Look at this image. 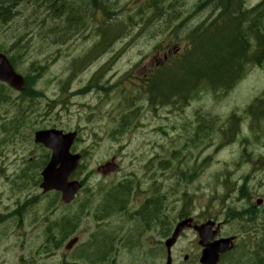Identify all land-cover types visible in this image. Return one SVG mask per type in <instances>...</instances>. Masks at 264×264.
<instances>
[{
	"label": "rangeland",
	"instance_id": "obj_1",
	"mask_svg": "<svg viewBox=\"0 0 264 264\" xmlns=\"http://www.w3.org/2000/svg\"><path fill=\"white\" fill-rule=\"evenodd\" d=\"M46 1L56 4L63 14L54 17L50 11L46 12ZM46 1L29 0L27 6L18 7L0 25V45L8 48L14 55L21 74L32 75V69L38 65H47L35 83V89L42 90L46 98L24 99L18 93L7 89L12 97L6 103L0 101V150L5 151L4 156L0 157V212L20 210L15 216L17 222L0 238V248L8 243L10 237L18 238L17 234L33 239L35 246L30 254L24 248L16 249L28 240L18 243L13 239L16 247L13 246L12 258L9 257L10 251H0V264H28L31 259L33 264H103L109 258L130 264L129 247L135 243L133 233L149 229L143 225L146 219H142V216L137 218L132 212L148 196L155 194L163 196L164 213L168 217L165 221L166 229L167 226L173 227L185 202L191 216L198 219L211 216L222 221L224 234L237 233L238 229L243 231L238 236V246L248 245L247 238L253 245H264V134L261 132L264 130V120L259 123V131L252 132L249 129L250 116L242 113L243 108L264 91V64L251 66L230 92L215 94L207 90L192 99L187 107H180L179 111H172L165 106H156L153 109L145 95H140L137 99L135 95L141 91L139 77L148 70L147 60L154 53V47L163 42L160 41L161 36L152 37L136 24L130 31L117 33L109 42L106 52L94 59L93 55L80 67L73 66L75 60H83L85 53L97 43L98 37L94 29L109 24L102 21V12L96 16L93 8L87 6L84 0H61L59 3L58 0ZM82 1L86 6L81 7ZM108 1L110 3L107 9H110L111 4L117 3L120 6L126 0ZM178 1L175 14L182 22L181 29L197 26L208 18L209 9L198 12L195 8L196 3L202 0ZM68 2H73L78 8L69 9ZM242 2L249 7L255 6L260 0ZM116 13L112 19L114 23L129 17L123 7ZM69 15L75 20L68 31L51 32L50 29H56L60 21L66 24ZM95 16L96 23L89 31L82 33V18L91 25ZM128 22L130 20L126 21ZM78 28L75 34L73 31ZM128 28L130 29L129 23ZM121 34L126 37L119 38ZM136 34L138 37L133 38ZM15 42L17 47L13 48ZM180 42L183 47L184 43ZM114 55L117 57L109 70L103 76L102 73L99 74V78L94 75ZM152 56L153 59L154 54ZM74 69L76 77L68 79L67 76ZM117 80L118 88L132 89L130 105L126 104L123 95L118 96L114 92L109 94V89L99 88L106 81L112 84ZM86 85L90 88L81 91ZM131 110H135V113L130 126L123 133L117 134L114 131L117 114ZM234 112L241 116L236 123L237 134L233 138H225L222 133L229 125H225L224 121ZM207 115L218 117L221 123H217L210 130L207 138L198 142L194 134L197 120L201 117L203 121ZM13 117H16L15 123L6 124ZM50 127L78 131L79 140L73 151L83 155L82 167L75 173V178L86 176L88 180L86 189L77 195V202L88 196V189L92 188L95 193L100 184L117 182L129 173L130 178L135 177L140 182L135 184V189L132 187L127 196V209L125 210L126 206H122L124 211L112 209L111 212L114 213L99 227L101 231L98 235L108 236V247L101 251L99 258L94 259L96 263L83 260L81 256L78 258L79 255L74 258L75 252L69 253L63 248L66 238L74 232H79L82 244L89 240L94 242L95 236L91 238L90 235L98 226L97 220L92 217V210L83 215L77 228L72 230L74 232H68V227L66 238H62L63 242L58 249H54L51 242H47L48 248L44 249L46 231L51 221L66 210L79 207L76 202L69 208H64L59 199L56 200L51 193L42 194L35 184L36 165L44 150L33 143L32 135L36 129ZM208 130L205 128L199 134ZM9 150L15 151L10 153ZM11 156L20 158L19 167L25 171L20 172V183L10 185L7 175L20 171L19 167L12 165ZM113 156L116 157L118 171L101 177L95 172V168ZM163 160L170 161L169 168L160 167ZM38 195L41 200L34 209L35 201L27 199L36 198ZM259 198L262 199V209L254 204ZM51 200L54 201L50 202ZM98 200L96 195L92 202L96 203ZM250 205L258 213H262L255 221L243 215ZM86 207L89 208V205ZM229 212L232 215L227 217ZM125 216L128 220L123 218ZM238 220L245 222L244 228L238 226ZM253 226H256V232L252 230ZM246 229L249 230L248 233H245ZM49 240L54 238L50 237ZM194 242V234L186 231L174 250L192 246ZM83 248H78L77 253ZM83 251L87 252V248ZM22 254L27 257L21 258ZM88 255L98 257L99 254ZM254 255L255 252L246 257L252 258Z\"/></svg>",
	"mask_w": 264,
	"mask_h": 264
},
{
	"label": "trees",
	"instance_id": "obj_2",
	"mask_svg": "<svg viewBox=\"0 0 264 264\" xmlns=\"http://www.w3.org/2000/svg\"><path fill=\"white\" fill-rule=\"evenodd\" d=\"M28 1L0 0V25L4 24L7 21L6 18L14 13L18 7L27 6ZM60 1L58 0V3ZM84 1L94 11L97 9L102 11L105 16L107 15V22L111 21V18L108 17V11L101 8L103 3H106V6L108 5L107 1ZM209 2L223 8L218 14L219 18L212 23H207L206 19L205 23L186 29H181L182 22L175 14L179 4L178 0H147L146 5L143 4L140 8H136L135 14H130V30L136 24H139L142 30H145L152 37L161 36L163 42L154 47V52L169 49L173 45L178 46L180 41L184 43L183 47L179 46L181 48L180 52L160 61L159 65L139 77L141 91L135 95L136 99L140 95H145L153 107L167 105L176 108L178 105L187 104L190 99L196 98L200 93L207 92V90L213 93L229 90L245 75L244 72L249 65H259L264 62V0L256 7L248 10L241 7L242 3L239 0H202L195 7H206ZM62 3H65V1H62ZM69 6L72 5L68 3ZM83 6H86V4L82 1L81 7ZM73 8L78 7L75 5ZM49 11L54 17H60L63 14V11L61 12L53 2H47L46 4V12ZM256 11H259L260 14ZM73 20L75 19L69 15L66 24L60 21L56 29L50 30L51 32L68 31L69 27L73 25ZM106 24L109 25L99 30L100 44H105V42H109L108 40L112 41V38L116 37V24L111 22ZM78 30L79 28L73 32ZM12 47L16 48L17 42L13 43ZM5 50L10 51L8 48H5ZM41 67L44 70L46 66L41 65ZM32 82L30 80L31 84ZM31 84L27 85L26 96L28 98L41 96L40 92L31 88ZM131 92L132 89L127 95H124L127 105H130ZM259 105L260 109L253 115L256 121L258 119L264 120L263 102H259ZM252 108H254L253 104L247 109L250 111ZM134 113L135 110H131L121 114V119L118 121V132H123L130 126ZM217 123H220V120L216 116L207 115L203 121L200 117L194 131L196 140L201 142L204 138H207L210 130H213ZM205 128L209 130L204 134H199ZM169 164V160H163L160 162V167L167 169ZM118 196H120L118 192L110 194L99 211L103 212L104 209L108 208L109 210L115 209L121 203V198ZM121 196L124 199L127 195ZM149 202L153 204V197L147 203ZM152 204H148L147 208L139 211L142 219H146L144 223H148L147 220L153 212L151 209ZM158 208L160 210V207H157L156 213ZM185 210L186 208L183 212ZM169 229L170 227L167 226V230ZM106 237L108 238L106 234L95 237L92 253L100 256L101 251L107 249L108 240H106ZM261 252L264 254V250ZM260 262L264 264V256H262Z\"/></svg>",
	"mask_w": 264,
	"mask_h": 264
},
{
	"label": "water",
	"instance_id": "obj_3",
	"mask_svg": "<svg viewBox=\"0 0 264 264\" xmlns=\"http://www.w3.org/2000/svg\"><path fill=\"white\" fill-rule=\"evenodd\" d=\"M0 80L8 82L16 89H21L23 85L22 78L14 73L7 59L2 54H0ZM75 136V132L63 133L61 130L56 129L41 130L35 133V141L41 142L44 146L52 150L49 162L42 172L43 182L41 183V187L44 192L52 189L60 191L61 199L65 203L72 200L74 194L80 187L77 181H68L69 175L75 170L79 160L78 155H72L68 151ZM112 161L99 167L98 171L102 174L113 171L115 165ZM208 224L209 223H205L200 226H195V229L199 233L200 244L203 245L201 256L202 264H215L218 253L225 251L230 244L227 240L205 243L209 238V236L205 235L206 230L209 229ZM184 226L185 221L184 223H178L176 225L172 237L165 243L168 249L172 243H174L180 230H182ZM73 242L74 240L70 242V245Z\"/></svg>",
	"mask_w": 264,
	"mask_h": 264
},
{
	"label": "flooded vegetation",
	"instance_id": "obj_4",
	"mask_svg": "<svg viewBox=\"0 0 264 264\" xmlns=\"http://www.w3.org/2000/svg\"><path fill=\"white\" fill-rule=\"evenodd\" d=\"M213 1V0H212ZM209 9L208 22L212 23L215 19L219 18L218 14L222 11L221 6L215 5V3L209 2L206 7L198 6L196 10L198 12ZM213 25V24H212ZM2 144H0L1 148ZM16 147H13L15 149ZM4 150H0V155ZM4 194V191H3ZM157 219L154 224V230H138L133 233L134 241L133 245L129 247L130 251V264H165L166 263V247L165 241L167 238V229L164 221ZM193 219V218H192ZM196 223L195 219L192 221V225ZM144 227L147 223L143 224ZM192 229V228H190ZM191 231V230H189ZM145 233V235H144ZM62 234V232H61ZM153 237V238H152ZM48 243H54V240L47 241ZM190 249V251H186ZM192 252V250H194ZM128 251V252H129ZM201 247L197 245L184 246L182 249L175 253H171V264H201L199 263ZM261 249L258 244L253 245L250 252H245V247H233L230 251L220 255L219 261L216 264H261L258 257L255 255L252 257L255 261L249 260L247 255L255 252L260 253ZM190 252V253H189ZM236 253V254H235Z\"/></svg>",
	"mask_w": 264,
	"mask_h": 264
},
{
	"label": "bare ground",
	"instance_id": "obj_5",
	"mask_svg": "<svg viewBox=\"0 0 264 264\" xmlns=\"http://www.w3.org/2000/svg\"><path fill=\"white\" fill-rule=\"evenodd\" d=\"M116 35H117V33H116ZM110 42V41H109ZM243 198H245V196H242ZM156 216V214L154 213V212H152L151 213V215H150V217L151 218H154ZM68 226V225H67ZM67 226H64V227H62V231L61 232H65L64 234H66V232H67V229H68V227ZM258 247L261 249V251L262 250H264V245L263 244H260V243H258ZM260 251V253H255V257H258L259 258V260L258 261H261V259H262V256H264V254H262V252ZM88 253H91L89 250H88V252H87V254ZM89 256H91V255H89ZM92 257V256H91ZM249 259H251L252 261H255V259L254 258H249Z\"/></svg>",
	"mask_w": 264,
	"mask_h": 264
}]
</instances>
